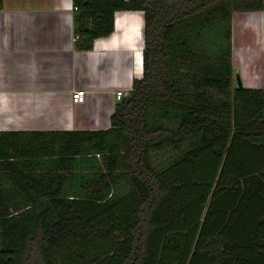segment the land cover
<instances>
[{
	"label": "trees",
	"instance_id": "16d2710c",
	"mask_svg": "<svg viewBox=\"0 0 264 264\" xmlns=\"http://www.w3.org/2000/svg\"><path fill=\"white\" fill-rule=\"evenodd\" d=\"M72 4L79 50L143 12L142 75L106 129L0 131V264H264V90L231 41L263 0Z\"/></svg>",
	"mask_w": 264,
	"mask_h": 264
},
{
	"label": "crops",
	"instance_id": "0c3cea01",
	"mask_svg": "<svg viewBox=\"0 0 264 264\" xmlns=\"http://www.w3.org/2000/svg\"><path fill=\"white\" fill-rule=\"evenodd\" d=\"M72 16V0H2L0 131L106 129L115 90L141 77V10L116 11L113 31L87 50L74 47ZM231 33L234 77L264 90V5L233 12Z\"/></svg>",
	"mask_w": 264,
	"mask_h": 264
},
{
	"label": "built area",
	"instance_id": "2783aa9c",
	"mask_svg": "<svg viewBox=\"0 0 264 264\" xmlns=\"http://www.w3.org/2000/svg\"><path fill=\"white\" fill-rule=\"evenodd\" d=\"M73 9H76V7L73 6ZM125 95H126L125 90L120 89V88L115 90V99L117 101H119ZM71 98H72V101L75 103L83 102L85 99V90L81 88L72 90Z\"/></svg>",
	"mask_w": 264,
	"mask_h": 264
},
{
	"label": "rangeland",
	"instance_id": "374dc122",
	"mask_svg": "<svg viewBox=\"0 0 264 264\" xmlns=\"http://www.w3.org/2000/svg\"><path fill=\"white\" fill-rule=\"evenodd\" d=\"M166 154H167V153H164V154H163V157H165Z\"/></svg>",
	"mask_w": 264,
	"mask_h": 264
}]
</instances>
